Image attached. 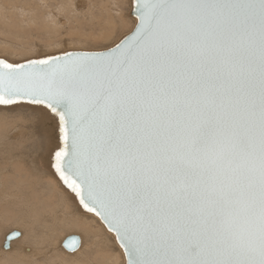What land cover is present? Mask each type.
Wrapping results in <instances>:
<instances>
[{"label":"snow or ice","instance_id":"6c2138e0","mask_svg":"<svg viewBox=\"0 0 264 264\" xmlns=\"http://www.w3.org/2000/svg\"><path fill=\"white\" fill-rule=\"evenodd\" d=\"M100 54L0 60L44 161L127 264H264V0H135Z\"/></svg>","mask_w":264,"mask_h":264},{"label":"bare ground","instance_id":"6f19581e","mask_svg":"<svg viewBox=\"0 0 264 264\" xmlns=\"http://www.w3.org/2000/svg\"><path fill=\"white\" fill-rule=\"evenodd\" d=\"M125 5L121 0H0V59L20 64L38 59L28 58L38 51L53 52L69 41V45L84 43L82 22H73L83 7L91 10L90 6H97L99 10V14H92V31L98 28L107 38L124 24L122 28L128 26L130 32L137 23L132 16L133 0H125ZM127 8L132 19H128ZM66 19L69 25L73 22L71 31L78 32V36L64 38L63 34L61 38ZM44 39L47 43L42 44ZM48 122L40 106L0 105V264H126L114 233L94 213L84 210L79 199L46 166L43 157L48 133L39 128ZM14 231L21 235L6 249V237ZM70 235L81 238L75 252L63 247Z\"/></svg>","mask_w":264,"mask_h":264},{"label":"rangeland","instance_id":"374dc122","mask_svg":"<svg viewBox=\"0 0 264 264\" xmlns=\"http://www.w3.org/2000/svg\"><path fill=\"white\" fill-rule=\"evenodd\" d=\"M121 3H122V6L123 7H125L126 5H125V0H121ZM84 8V9H83ZM82 9H80V11L79 12H81V13H79V15H76V18L74 17V21H73V18H72V20H71V18H70V20L71 21H73L75 24H80L81 22H82V27H83V29L81 30V34H83L82 35V37H86V38H83L84 40H85V42L84 43H81V44H70L69 45V42H68V44H66V46H65V44H62V46L60 47V49L58 48V50H55L54 51V49H53V52H50L51 50H48V51H43L42 50V52L40 53V54H38V52H40V51H38L37 53H35V56H33V55H31L30 57H28V58H32V57H37V58H42V57H47V56H52V55H56V54H60V53H66V52H74V51H77V50H79V51H82V50H84V51H89V52H100V51H106V50H109V49H111V48H113L114 46H116L124 37H126L127 35H129L131 32H132V30L134 29H132L130 32H129V30H130V27H126V28H122L123 26H124V24H123V26H121V25H119V27L118 26H116L114 29H116L117 27L119 28V29H117V31L116 32H111L110 34H111V36H110V34L108 33V32H106V36H110V37H107V38H109V39H107L105 36H103L102 35V33H103V31H98V28H96V30H95V32L94 31H92L91 29H90V27L89 26H91L92 25V22L94 21V18H93V16H92V14L94 15V12H96V13H98L99 14V10H98V8H97V6L95 7V8H93V6H90V8H92V9H94L93 11H92V9L90 10V9H88L89 7H83ZM88 9V10H90V11H88L89 13H86L87 11H86V9ZM129 8V7H128ZM128 8L125 10V12H129L130 11V9L128 10ZM97 9V10H96ZM85 12H84V11ZM92 11V12H91ZM86 13V16L87 17H89V19L86 17V16H83V14L84 13ZM124 12V11H123ZM125 12H124V14H125ZM77 13V14H78ZM83 13V14H82ZM91 13V14H90ZM87 14H90L91 15V17H90V15H87ZM80 16H82V17H80ZM127 16H128V19H132V17L130 16V13H128L127 14ZM67 17H70L69 15H67ZM86 17V18H85ZM96 17V16H95ZM91 18H93V19H91ZM101 18V16L100 17H98V20ZM75 19H77L76 20V22H75ZM62 20H65V18L64 17H62ZM81 22H80V21ZM83 20H84V22H83ZM86 20V21H85ZM91 20V21H90ZM93 20V21H92ZM70 21V25H69V21H68V19H66V28H65V30H62V34H60L61 35V38H63L64 37V35L63 34H65V37L64 38H69L70 36H73V35H75V34H77L78 32H75L74 34H73V32L71 31V27H72V24H73V22H71ZM89 21V22H88ZM131 21V20H130ZM85 22H88V23H85ZM90 23V24H89ZM86 24V25H85ZM130 25V24H129ZM86 26V27H85ZM68 28H69V30H68ZM64 29V28H63ZM85 29V30H84ZM90 29V30H89ZM66 30H67V32L68 33H66ZM86 32H84V31ZM65 31V32H64ZM82 31H83V33H82ZM122 31H124V32H122ZM122 32V33H121ZM61 33V32H60ZM71 33V34H70ZM99 33H101L100 34V36H99ZM104 34H105V31H104ZM68 35H70V36H68ZM80 35V34H79ZM94 35V36H93ZM97 35V36H96ZM11 36H13V35H11ZM77 36H78V34H77ZM77 36H76V38H77ZM81 36V35H80ZM103 36V37H102ZM113 36V37H112ZM91 37V38H90ZM96 37V38H95ZM98 37V38H97ZM119 38V39H118ZM105 40V41H104ZM107 40V41H106ZM89 41V42H88ZM98 41H101V42H98ZM104 41V42H103ZM117 41V42H116ZM93 42V43H92ZM96 42H98V43H96ZM41 43L43 44V43H47V41L44 39V40H42L41 41ZM89 43H90V45H89ZM103 43V44H102ZM63 45H64V47H63ZM67 45L69 46V47H67ZM77 45V46H76ZM71 46V47H70ZM78 46H79V48H78ZM106 46V47H105ZM63 47V49H61ZM74 47V48H73ZM81 47H84V48H81ZM95 47V48H94ZM99 47H101V48H99ZM65 49V50H64ZM43 52H44V54H43ZM48 52V53H47ZM16 62V61H15ZM18 64V63H17ZM21 64V63H20ZM49 125H50V122H48V123H46V124H43V127H40L39 128V130H42V131H46V133H48L49 132V130H50V127H49ZM38 130V129H37ZM96 218V217H95ZM97 220H99L98 218H96ZM97 224H100V222L98 221L97 222ZM20 229L19 227H15V229ZM22 229V228H21ZM23 230V229H22ZM110 233V232H109ZM64 234V233H63ZM110 234H112V233H110ZM88 239V238H87ZM89 239H91V238H89ZM90 246H91V244H90ZM1 248H2V246H1ZM62 248V247H61ZM3 249V248H2ZM3 250H5V249H3ZM93 250V249H92ZM112 252H113V250H112ZM114 254V253H113Z\"/></svg>","mask_w":264,"mask_h":264},{"label":"water","instance_id":"95a60500","mask_svg":"<svg viewBox=\"0 0 264 264\" xmlns=\"http://www.w3.org/2000/svg\"><path fill=\"white\" fill-rule=\"evenodd\" d=\"M132 16L135 17V0H133V9H132ZM136 18V17H135ZM138 24V21L136 23V25ZM135 25V27H136ZM134 27V28H135ZM134 30V29H133ZM132 30V32H133ZM131 32V33H132ZM130 33V34H131ZM129 34V35H130ZM129 35H127L126 37H124L122 40L126 39ZM121 40V41H122ZM120 41V42H121ZM119 42V43H120ZM115 48V46L113 47ZM113 48L109 49V50H106V51H100V52H85V51H74V52H67V53H73V54H100V53H107L108 51L112 50ZM66 54V53H64ZM64 54H57V55H54V56H50V57H46V58H52V57H55V56H63ZM0 60H3V59H0ZM5 61V60H4ZM7 62V61H5ZM9 63V62H8ZM27 63V62H25ZM23 64V63H21ZM98 217V216H97ZM100 219V217H98ZM100 221L106 226V228L108 229L107 225L100 219ZM113 233V232H112ZM20 233L18 231H14L10 234L7 235L6 237V241H5V248L8 249L10 247V242L12 240H15L17 238L20 237ZM115 235V233H114ZM116 237V236H115ZM117 240V239H116ZM118 242V241H117ZM119 244V242H118ZM80 245H81V238L79 236H76V235H70L69 237H67L65 239V241L63 242V247L65 248V250L69 251V252H75L77 251L79 248H80ZM122 249V248H121ZM122 251L124 252V250L122 249ZM125 255V253H124ZM125 259H126V264H127V256L125 255Z\"/></svg>","mask_w":264,"mask_h":264}]
</instances>
